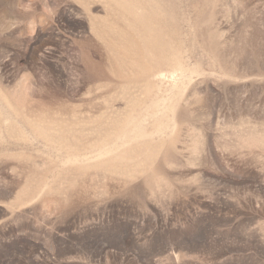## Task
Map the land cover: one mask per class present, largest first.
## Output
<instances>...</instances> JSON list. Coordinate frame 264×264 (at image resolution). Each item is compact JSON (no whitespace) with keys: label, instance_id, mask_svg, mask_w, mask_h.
Wrapping results in <instances>:
<instances>
[{"label":"rangeland","instance_id":"374dc122","mask_svg":"<svg viewBox=\"0 0 264 264\" xmlns=\"http://www.w3.org/2000/svg\"><path fill=\"white\" fill-rule=\"evenodd\" d=\"M0 264H264V0H0Z\"/></svg>","mask_w":264,"mask_h":264},{"label":"bare ground","instance_id":"6f19581e","mask_svg":"<svg viewBox=\"0 0 264 264\" xmlns=\"http://www.w3.org/2000/svg\"><path fill=\"white\" fill-rule=\"evenodd\" d=\"M35 123V122H34ZM47 126V125H46ZM41 127V126H40ZM82 134V133H81Z\"/></svg>","mask_w":264,"mask_h":264}]
</instances>
